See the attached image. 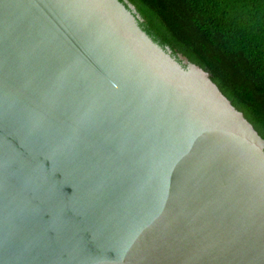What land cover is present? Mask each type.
<instances>
[{
	"label": "water",
	"instance_id": "1",
	"mask_svg": "<svg viewBox=\"0 0 264 264\" xmlns=\"http://www.w3.org/2000/svg\"><path fill=\"white\" fill-rule=\"evenodd\" d=\"M130 0H0V264H264V137Z\"/></svg>",
	"mask_w": 264,
	"mask_h": 264
},
{
	"label": "trees",
	"instance_id": "2",
	"mask_svg": "<svg viewBox=\"0 0 264 264\" xmlns=\"http://www.w3.org/2000/svg\"><path fill=\"white\" fill-rule=\"evenodd\" d=\"M162 46L208 70L264 137V0H130Z\"/></svg>",
	"mask_w": 264,
	"mask_h": 264
}]
</instances>
